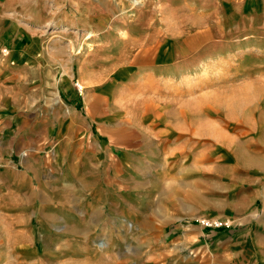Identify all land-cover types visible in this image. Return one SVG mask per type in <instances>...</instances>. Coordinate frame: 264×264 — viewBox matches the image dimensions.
Instances as JSON below:
<instances>
[{
  "label": "rangeland",
  "instance_id": "1",
  "mask_svg": "<svg viewBox=\"0 0 264 264\" xmlns=\"http://www.w3.org/2000/svg\"><path fill=\"white\" fill-rule=\"evenodd\" d=\"M127 14L151 20L163 29L159 38L169 28L179 44H190L189 67L175 63L155 81L147 110L139 107L159 128L153 165L150 175L126 181L150 201L104 210V227L81 229L79 221L68 230L57 213L37 264H213L201 262L198 235L184 234L181 224L206 213H226L233 231L264 222V0H142L133 7L131 0H0V54L43 47L50 60L73 64L93 36L88 27ZM70 80L82 95L83 84Z\"/></svg>",
  "mask_w": 264,
  "mask_h": 264
},
{
  "label": "crops",
  "instance_id": "2",
  "mask_svg": "<svg viewBox=\"0 0 264 264\" xmlns=\"http://www.w3.org/2000/svg\"><path fill=\"white\" fill-rule=\"evenodd\" d=\"M133 15H104L88 27L93 36L73 64L50 60L43 47L0 54V264H37L57 213L68 230L79 221L81 229L104 227L98 215L104 210H137L150 201L136 197L126 181L150 175L153 165L159 128L139 107L147 110L155 81L172 74L175 63L189 67L190 44H179L169 28L159 38L163 29ZM71 75L83 84L82 95ZM76 213L96 216L76 221ZM257 222L238 231L178 229L196 232L201 262L264 264V222ZM191 242L183 237L184 245Z\"/></svg>",
  "mask_w": 264,
  "mask_h": 264
},
{
  "label": "built area",
  "instance_id": "3",
  "mask_svg": "<svg viewBox=\"0 0 264 264\" xmlns=\"http://www.w3.org/2000/svg\"><path fill=\"white\" fill-rule=\"evenodd\" d=\"M79 90H83V88L80 86ZM189 225H197L201 229L206 230H223V229H229L232 225V221H230L228 218L225 217H218V216H212V215H203L195 218L192 221H189L186 224V227H189Z\"/></svg>",
  "mask_w": 264,
  "mask_h": 264
},
{
  "label": "bare ground",
  "instance_id": "4",
  "mask_svg": "<svg viewBox=\"0 0 264 264\" xmlns=\"http://www.w3.org/2000/svg\"><path fill=\"white\" fill-rule=\"evenodd\" d=\"M131 2H132V7L133 6H137V5H140V4H142V0H131ZM81 87H82V85H81ZM237 107V106H236ZM238 144H236V146H237ZM235 146V147H236ZM234 147V148H235ZM237 147H239V146H237ZM230 221H233V218H230V217H227Z\"/></svg>",
  "mask_w": 264,
  "mask_h": 264
}]
</instances>
